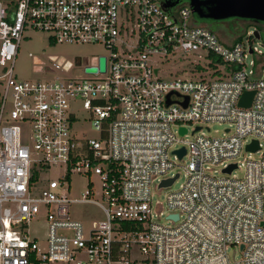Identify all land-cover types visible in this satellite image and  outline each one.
Masks as SVG:
<instances>
[{
  "label": "built area",
  "instance_id": "built-area-1",
  "mask_svg": "<svg viewBox=\"0 0 264 264\" xmlns=\"http://www.w3.org/2000/svg\"><path fill=\"white\" fill-rule=\"evenodd\" d=\"M165 1L0 0V264H264V53L252 37L225 43L192 19L188 1ZM27 29L53 44H101L105 70L19 78ZM180 54L205 72L162 76L159 62ZM246 91L255 92L249 107L240 105ZM75 101L97 137L77 134ZM216 122L227 124L224 135L209 133ZM255 140L259 149L248 150ZM74 174L86 179L76 197ZM153 187L169 189L172 225L159 220ZM84 204L102 217L75 216ZM41 218L43 244L29 233Z\"/></svg>",
  "mask_w": 264,
  "mask_h": 264
},
{
  "label": "rangeland",
  "instance_id": "rangeland-1",
  "mask_svg": "<svg viewBox=\"0 0 264 264\" xmlns=\"http://www.w3.org/2000/svg\"><path fill=\"white\" fill-rule=\"evenodd\" d=\"M185 2V1H184ZM183 4V3H181ZM179 5L173 9L179 14ZM192 19L197 23L207 26L214 30L218 36L227 44H233L239 38L247 42L252 36L254 30H258L260 38L252 37L253 43L258 46L264 53V24L261 27L257 23L245 19H227L221 21H206L200 20L197 15L192 13ZM107 51L101 44H61L50 43L46 34L27 29L24 32L23 38L19 44V49L14 63V72L21 79L42 80L55 79L57 77L71 76L84 77L87 76L84 72V66L88 64H95L96 59L100 55H106ZM261 65H264V54L258 57ZM197 61L199 59L193 54H180L178 58H171L163 63L159 62L161 68V75L167 78L173 76L190 77L197 76V73H202ZM201 63H205L201 61ZM55 64L59 67L55 69ZM2 91L0 85V92ZM71 111L78 117L75 124L77 134L83 137H97L98 132L90 125L88 112L82 107L79 101H75L71 107ZM210 134L214 136L224 135L227 124L225 123H211L209 124ZM206 130V128H205ZM259 154L253 155L257 157ZM244 157H248L249 153H243ZM188 161L185 157L179 161V164L184 165ZM244 167L236 171L237 176H243ZM50 178H56L54 171L49 174ZM182 178L173 185L172 189L179 187L183 182ZM86 179L73 175L71 181V195L76 197L81 195V189H84ZM169 189H157L153 187L152 194L154 201L162 204V210L165 214L161 215L159 220L166 225H172V222L166 218L167 206L166 197ZM73 214L78 218L83 215L94 216L98 219L102 217L100 209L89 204L76 205L73 207ZM29 233L32 237H36L38 241L43 244L47 236V222L44 218L34 220L29 226ZM228 254L231 260L241 261L243 254L238 247H231L228 249ZM139 260L143 259L140 255Z\"/></svg>",
  "mask_w": 264,
  "mask_h": 264
},
{
  "label": "water",
  "instance_id": "water-1",
  "mask_svg": "<svg viewBox=\"0 0 264 264\" xmlns=\"http://www.w3.org/2000/svg\"><path fill=\"white\" fill-rule=\"evenodd\" d=\"M180 0H166L163 6L166 8L173 7ZM192 8V12L198 16L199 19H209L215 21L227 20V19H245L250 20L255 23H264V0H187ZM255 37L260 38V33L258 30H254L252 33ZM97 69L101 72L105 70V57H99L98 68L96 67H86L84 70L86 72H95ZM254 91H246L243 93L240 99V105L244 107H249L254 97ZM182 134L187 132L185 127L181 128ZM247 149L251 151H256L259 149L258 141H253L247 145ZM177 152L182 157L186 153V149L183 147ZM237 163L230 164L224 169V172L231 173L235 168H237ZM179 174L177 173L175 177L164 179L160 183V187L171 186ZM171 217L178 219V214H172ZM264 224V222H263Z\"/></svg>",
  "mask_w": 264,
  "mask_h": 264
},
{
  "label": "trees",
  "instance_id": "trees-1",
  "mask_svg": "<svg viewBox=\"0 0 264 264\" xmlns=\"http://www.w3.org/2000/svg\"><path fill=\"white\" fill-rule=\"evenodd\" d=\"M234 19H236V18H233V20H234ZM200 20H204V19H200ZM206 21H207V20H206ZM257 24H258L259 27H261V24H264V23H257ZM253 36H254V35H253ZM253 36H252V37H253ZM239 41H242V39L239 38L238 41H236V42H239ZM256 63H257V65H260V64H261L258 58H257V60H256ZM263 66H264V65H263ZM263 66H262V67H263ZM199 68H201V66H199Z\"/></svg>",
  "mask_w": 264,
  "mask_h": 264
},
{
  "label": "flooded vegetation",
  "instance_id": "flooded-vegetation-1",
  "mask_svg": "<svg viewBox=\"0 0 264 264\" xmlns=\"http://www.w3.org/2000/svg\"><path fill=\"white\" fill-rule=\"evenodd\" d=\"M184 1L187 2V0H180L179 3H177V4H181V3H183ZM204 20H207V21H213V20H209V19H204ZM222 21H223V20H222Z\"/></svg>",
  "mask_w": 264,
  "mask_h": 264
}]
</instances>
